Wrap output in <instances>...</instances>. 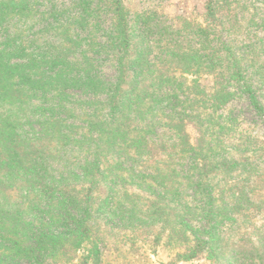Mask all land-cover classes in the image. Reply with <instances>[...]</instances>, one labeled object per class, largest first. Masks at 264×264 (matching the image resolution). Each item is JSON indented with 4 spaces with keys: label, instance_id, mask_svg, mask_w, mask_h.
<instances>
[{
    "label": "trees",
    "instance_id": "1",
    "mask_svg": "<svg viewBox=\"0 0 264 264\" xmlns=\"http://www.w3.org/2000/svg\"><path fill=\"white\" fill-rule=\"evenodd\" d=\"M239 2L205 0L208 22L198 30L199 48L164 50L162 58L152 60L148 41L140 39L145 46L135 49L122 0H70L68 6L56 0H0L5 33L0 49V264H99L89 202L101 161L111 151L136 163L132 177L164 199L166 240L191 243L179 258H194L205 249L214 257L226 223L262 210L251 197L258 167L249 163V152L264 149V138L244 132L238 115L221 112L241 95L262 111L246 57L219 39L233 21L221 18ZM34 16L55 34L56 44L39 46L26 36L22 24ZM104 56L115 71L112 79L100 71ZM195 63L200 75L217 79L210 90L194 80L185 83L182 74H193ZM177 70L182 74H171ZM70 89L91 96L87 103L93 109L81 119L83 132H72L67 121L74 113ZM34 100L32 113L41 131H26ZM52 142L58 147L88 143L77 170L65 165L54 174L51 163L59 162L61 150L51 149ZM65 163L72 164L68 157ZM69 179L89 186L78 195ZM12 190L33 199L11 200ZM257 232L263 246L264 226ZM233 251L229 261L235 262L241 251Z\"/></svg>",
    "mask_w": 264,
    "mask_h": 264
},
{
    "label": "rangeland",
    "instance_id": "2",
    "mask_svg": "<svg viewBox=\"0 0 264 264\" xmlns=\"http://www.w3.org/2000/svg\"><path fill=\"white\" fill-rule=\"evenodd\" d=\"M56 1L66 6L70 4V0ZM122 1L128 10L133 38L137 42L135 49L138 51L145 46V43H140V39L148 41L152 46L149 59L162 58L165 54L164 50L167 52V50L179 48L189 53L199 48L198 30L208 22L204 18L205 0ZM101 18L108 21L107 16H101ZM229 19H233L232 23H227L231 30L226 32L221 28L219 39L228 42L234 50L237 48L236 52L240 53L239 55L246 57L248 71L252 72L253 76L255 95L262 106V111L258 112L247 96L241 95L231 100L221 112L225 114L229 111L238 115L240 127L244 132L264 138V0H240L232 14H226L221 21L226 23ZM36 20L34 16L22 24L26 36L34 39L35 44L39 46L56 44L58 38L55 34L51 30H46L44 22L38 23ZM148 27L150 32L147 31ZM4 36L3 23L0 25V49L4 44ZM132 53L133 51L130 55ZM103 58L104 60L101 61ZM102 59L99 61L100 71L105 78L112 79L115 71L110 59L105 56ZM168 59L169 54L166 55V61ZM171 71L172 68L168 73ZM191 73L193 74H182L177 70L171 74L176 76L182 74L187 79L185 83L191 84L190 80H194L195 84L207 90H210L217 81V79L214 80L213 74L200 75L196 70V63L193 64ZM67 92L71 95L70 99L73 100L74 106L73 116L67 120L71 125L70 129L74 133L83 132L86 123L81 119L85 112L93 109L92 105L87 103L91 96L78 89H70ZM35 102L36 100L32 102L35 105L27 110L28 123L23 125L26 131H31V128L34 131H41L36 123L37 114L32 113L35 112L33 108L37 105ZM3 117L4 99L0 95V123ZM187 129L190 135H195L192 125H189ZM87 144L85 142L80 147L72 144L65 147H58L56 143L49 145L51 149L61 150L59 162L51 163L54 174L63 170L62 166L65 165L76 169L77 163L82 162L83 150L81 149H86ZM249 155H251L249 163L258 167V175L251 178L253 185H256V190L251 197L254 202H261L262 210L257 213L252 212L247 217L236 215L235 221L226 223L219 233L221 249L214 257H210L208 250L205 249L199 251L194 258L185 260L179 258L178 253H184L191 243L180 241L169 243L166 240L164 199L161 195L154 194L157 190L154 192L147 190L146 182L143 184L132 177L131 173L137 174L134 169L139 168L136 163L129 159L122 161L125 156L123 153L117 154L111 151L101 161V170L92 188L89 202L88 224L91 239L97 243L101 251L99 264H264V245L260 246L257 242L258 226H264V149H258V153L250 154L249 152ZM67 157L70 158L71 165L65 163ZM140 170L151 173L148 168L142 167ZM68 184L78 192V195L84 193L89 186L87 181L82 179H69ZM7 195L11 200L18 202L26 198L21 191L16 190L8 192ZM26 199L33 198L30 196ZM193 223L195 224L194 221ZM234 249L241 253L239 259L232 262L229 259H232ZM260 254L263 260L258 259Z\"/></svg>",
    "mask_w": 264,
    "mask_h": 264
}]
</instances>
